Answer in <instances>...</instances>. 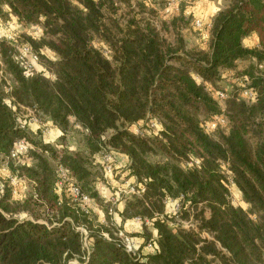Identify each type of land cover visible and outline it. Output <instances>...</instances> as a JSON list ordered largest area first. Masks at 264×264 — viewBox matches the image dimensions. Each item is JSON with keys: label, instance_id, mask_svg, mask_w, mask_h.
I'll return each instance as SVG.
<instances>
[{"label": "trees", "instance_id": "1", "mask_svg": "<svg viewBox=\"0 0 264 264\" xmlns=\"http://www.w3.org/2000/svg\"><path fill=\"white\" fill-rule=\"evenodd\" d=\"M219 1L203 41L180 0L168 21L176 32L170 41L151 19L155 9L134 15L131 0H0V19L12 14L20 27L39 28L18 42L0 40L13 82L9 88L0 79V264L75 257L78 264H264V0ZM181 29L200 34L198 44L187 46ZM251 36L254 45L244 42ZM23 45L38 57L28 74ZM224 74L238 87L222 110L214 93ZM244 85L252 98L241 95ZM21 107L33 111L36 126L23 124ZM218 114L225 124L206 131L204 122ZM151 119L157 125L146 130ZM48 123L61 144L72 132L81 148L44 141ZM139 123L145 126L136 132ZM20 139L26 149L12 157ZM112 151L128 157L129 173L144 187L119 213L150 219L153 232L143 225L137 233L150 251L138 248L137 258L103 236L112 219L94 187L103 179L96 155ZM59 168L105 222L57 187ZM227 176L246 208L228 199ZM168 200L177 213L166 211ZM182 220L195 228L169 224ZM78 226L88 233V252Z\"/></svg>", "mask_w": 264, "mask_h": 264}, {"label": "crops", "instance_id": "2", "mask_svg": "<svg viewBox=\"0 0 264 264\" xmlns=\"http://www.w3.org/2000/svg\"><path fill=\"white\" fill-rule=\"evenodd\" d=\"M219 6H220L219 0L217 1L215 0H194L190 3V5H188L185 8L184 13L191 14L194 18L201 17L202 19L210 22L211 16L219 8ZM198 41L199 39L197 40V43ZM186 42H187V46H190L188 43V39H186ZM244 42L246 44L254 45L256 44V38L255 36H251L247 38ZM36 124H37L36 122H33V125L36 126ZM70 133L65 134L64 137L66 138V142L65 144H61L60 130L55 126L49 125L48 123L46 129H44L43 131V139L44 141L50 142L57 150L62 149V148L68 151L79 150L81 148V144L79 143L77 139L75 140L76 142L74 141L76 147L74 149H71L69 147V141L71 139ZM72 139H75V138H72ZM96 157L98 161L101 163V170H102L101 173H102V178H103L101 181H96L94 184V187L96 188L98 194L104 197L105 200H107L108 202H109L110 196H114L117 194L120 195L119 200L116 202L115 213L113 216H111L113 223L109 224L108 230L103 231V233L112 238V236H114V232L116 229L115 225H117L121 229H124L125 232L130 234L135 239V241L137 242L138 248H139V252L141 254H146L147 252L150 251V247L147 244L146 245L144 244V237H142L141 235H138L137 233L141 232L143 225L148 227V230L153 232V229L151 228L150 223L145 225V224H142L141 222L135 221L134 217L136 216L125 218L119 214L125 207L127 199H129L130 197L132 198V196L136 195V194L128 192V188L130 187V185H133L135 183V179H137L136 176L129 173L128 166L130 164V160L125 154L112 151V157H113L112 167L113 168H112V172L108 173L104 170L103 164L100 160V156L96 155ZM232 189H234L237 192L236 194L237 199L231 200V203L234 205H239L243 208H246L247 205L241 200L239 191L234 184H232ZM174 201L175 200L166 201V211L170 214H173V206L176 202ZM91 209L95 213H97L99 223L105 222L103 212L96 205H94L93 202H91ZM154 215H157V214H154ZM182 221L190 222L192 224L191 228L193 229L195 228L194 223L191 220H182ZM200 235L202 237H207V238L210 237L206 231H201Z\"/></svg>", "mask_w": 264, "mask_h": 264}, {"label": "built area", "instance_id": "3", "mask_svg": "<svg viewBox=\"0 0 264 264\" xmlns=\"http://www.w3.org/2000/svg\"><path fill=\"white\" fill-rule=\"evenodd\" d=\"M170 4L172 6V5H175L176 3L173 0L170 2ZM194 27L201 32L200 34H201L202 39L205 40L208 37V29L210 28V22L209 21H201L200 19H195L194 20ZM20 51H21L20 58L23 60L24 67L26 69L25 74H28L29 71L33 67L36 66V63L38 62V57L36 54L32 53L30 51L29 47L26 45L21 46ZM0 75H1V71H0ZM241 95L243 97L252 98L254 94L250 88H248L246 85H244L242 90H241ZM214 96L218 100H224L227 95H226V93H224L222 91H216L214 93ZM30 110L27 109L26 114H20L21 117L25 118L24 119L25 121H23V124H26V123L30 124L31 122H36V116L33 113V111L31 110L32 111V113H31ZM225 121H226V119H225L224 115L218 114V115L211 117L206 122H204L203 127L206 131H212L217 126L224 125ZM144 124L139 123L138 127L135 128V131L137 132L138 128L145 126ZM147 124L149 127L154 128L157 125V121L155 119H151L150 121H148ZM26 146H27L26 143L22 139L16 141L14 143L12 149L10 150V155L12 157H14L19 152L24 151L26 149ZM99 156H100V160L103 164L104 170L108 173L112 172V168H113L112 167V159H113L112 152H102V153H100ZM58 174H59V179L56 183L57 187L66 186V189L69 190V192L72 196L73 202L78 205L80 210H82L84 212H89V210L91 209L90 198L86 194L80 192V190L78 189V187L76 185L72 184L71 182L67 183V177H66L65 170H63L62 168H59ZM11 181L13 182L14 186H16L15 181L13 179H11ZM128 192L136 194L138 196H141V194L144 192V187L141 185V183H139L137 181V179H135V183L133 185H130V187L128 188ZM119 196L120 195L117 194L114 196H110V198H109V207H108L107 211H108V214L110 216H113L115 213V206H116V202L119 200ZM178 209H179V205L177 202H175V204L173 206V214L177 213ZM134 220L137 222H141L142 224H145V225L150 223V219L146 218V217L141 218L139 216H136V217H134ZM178 223L184 228H191L192 227V224L190 222H186V221H179L176 223L169 222L170 225H176ZM115 226H116V229L114 232V236H112V238L107 236L104 233H103V236L108 240L117 241L126 253L130 254L134 258H137L138 245H137V242L135 241V239L130 234L125 232L124 229H121L117 225H115ZM77 229L79 231H81V233H82V247L84 250L86 249V252H88V249L90 247L89 240L87 239L88 233H87L86 229L82 226H78ZM147 245L150 247V244H147ZM85 258H87V256H86V254H83L82 259H85ZM66 264H78V259L75 257L74 259L67 261Z\"/></svg>", "mask_w": 264, "mask_h": 264}, {"label": "rangeland", "instance_id": "4", "mask_svg": "<svg viewBox=\"0 0 264 264\" xmlns=\"http://www.w3.org/2000/svg\"><path fill=\"white\" fill-rule=\"evenodd\" d=\"M154 1H160V0H131V3L133 5V12L132 14L134 15H144L146 13H148L149 8L155 9L154 11V15L151 16V19L153 21V23L160 29V32L166 36V38L170 41H172L173 39H175L176 37V32H174V29L170 28L168 25V21L170 20V17L172 14L176 13L177 11V7L180 3V0H174L175 1V5L170 4L171 1L173 0H166V2L161 6L159 5V2H154ZM186 3V7L188 5H190V3L194 0H183ZM147 5H145L147 8H143L141 7V5H139V3H146ZM223 2V1H222ZM118 6L121 8L122 12L127 13L128 12V8L123 5L122 3L118 2ZM4 10H6L7 8L4 6L3 7ZM167 9V10H166ZM149 18V17H148ZM194 18V17H193ZM195 19H200L201 21H207L202 19L201 17H195L192 21V28L195 30H198L194 27V20ZM193 29L189 30H184L181 29L180 34H182L185 39H188V43L189 45H197V40L198 38H200V34L197 36L194 34V32H192ZM194 31V30H193ZM26 33V34H35L39 32V28L37 26L35 27H31V28H22L19 26L18 22L16 21V18L12 15V14H8V16L5 19H0V40L1 39H5L7 41H17L18 40V35H20L21 33ZM25 35V34H24ZM197 39V40H196ZM202 42V40H200ZM18 42V41H17ZM199 42V41H198ZM43 53L45 55H47L49 58H52V54L46 49L43 48L42 49ZM5 70V66L1 61V55H0V71H1V75H0V79L2 78L6 85L10 88L13 87V82H12V78L11 75L6 71L5 73L3 72ZM238 83V81H237ZM235 82H233V80L226 74L223 75V77L220 79V81L217 84V90L218 91H222L224 93H230L233 90H236L238 87V84ZM219 106L222 110L225 109L226 106V102L224 100H218ZM23 110V114H26L27 112V107L22 108ZM30 110V109H29ZM30 112L32 113V111L30 110ZM151 127L148 126V128L146 130H150ZM134 129V128H133ZM71 139L69 141V147L71 149H74L75 143L74 141L77 139V136L74 133H70ZM75 138V139H72ZM76 142V141H75ZM228 177L227 180V186H228V199L231 200H235L237 199L236 194L237 192L232 189V184L233 182L231 181V179ZM115 189V188H114ZM240 195V194H239ZM74 259V258H72ZM70 259V260H72Z\"/></svg>", "mask_w": 264, "mask_h": 264}]
</instances>
